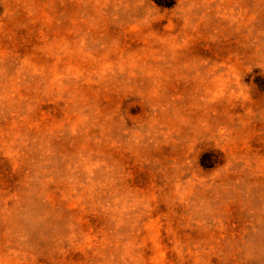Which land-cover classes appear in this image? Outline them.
<instances>
[{
    "label": "rangeland",
    "instance_id": "rangeland-1",
    "mask_svg": "<svg viewBox=\"0 0 264 264\" xmlns=\"http://www.w3.org/2000/svg\"><path fill=\"white\" fill-rule=\"evenodd\" d=\"M0 264H264V0H0Z\"/></svg>",
    "mask_w": 264,
    "mask_h": 264
}]
</instances>
